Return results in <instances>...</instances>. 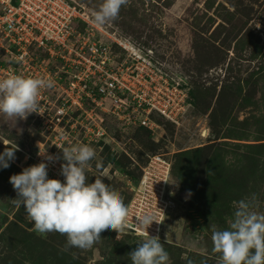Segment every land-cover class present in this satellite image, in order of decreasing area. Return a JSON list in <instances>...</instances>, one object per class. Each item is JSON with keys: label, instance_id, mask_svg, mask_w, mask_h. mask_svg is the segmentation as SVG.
<instances>
[{"label": "rangeland", "instance_id": "1", "mask_svg": "<svg viewBox=\"0 0 264 264\" xmlns=\"http://www.w3.org/2000/svg\"><path fill=\"white\" fill-rule=\"evenodd\" d=\"M69 2L92 17L103 0ZM104 28L190 81L197 106L185 127L162 121L151 134L109 120L112 152L92 146L88 182L102 178L126 204L149 157L160 154L170 163L172 204L159 236L168 264H220L213 231L229 228L242 200L264 214V153L256 150L264 145V0H129ZM36 135L31 114L16 122L0 115V153L19 149L0 168V264H132L129 252L145 237L106 230L89 249L69 247L65 235L37 232L16 206L9 177L32 166L20 153Z\"/></svg>", "mask_w": 264, "mask_h": 264}, {"label": "built area", "instance_id": "2", "mask_svg": "<svg viewBox=\"0 0 264 264\" xmlns=\"http://www.w3.org/2000/svg\"><path fill=\"white\" fill-rule=\"evenodd\" d=\"M135 46L95 25L67 0H0V80L21 75L55 82L41 90L38 112L32 113L39 137L21 154L24 161L47 163L48 178L64 182L63 160L48 162L42 154L58 156L65 147L113 139L109 120L119 128L143 126L152 133L159 125L151 114H157L178 129L186 126L193 109L188 81ZM169 166L160 154L149 157L127 204L125 232L144 237L139 218L150 213L157 223L147 232L160 236L172 204L165 193Z\"/></svg>", "mask_w": 264, "mask_h": 264}, {"label": "clouds", "instance_id": "3", "mask_svg": "<svg viewBox=\"0 0 264 264\" xmlns=\"http://www.w3.org/2000/svg\"><path fill=\"white\" fill-rule=\"evenodd\" d=\"M129 0H103L92 15L98 27L118 19L122 6ZM55 86L51 79L11 75L0 80V115L9 120H25L38 112L42 89ZM15 145L0 153V168L7 169L15 160ZM61 155L42 156L48 162L63 160L60 174L64 182L48 178V164L22 169L9 177L16 192L17 207H23L40 234L56 232L65 235L69 247L89 249L112 230L123 233L130 223L129 211L119 192L110 188L102 178L88 182L86 169L96 160L95 150L87 145H73L60 151ZM41 155V154H40ZM102 168V162L96 163ZM144 229V241L129 252L132 264H168L169 255L158 236H149L147 229L156 220L152 214L139 218ZM157 223V222H156ZM213 251L220 254V264H264V214L252 210L247 201H240L228 229L215 230L211 236ZM191 264V261H189Z\"/></svg>", "mask_w": 264, "mask_h": 264}, {"label": "trees", "instance_id": "4", "mask_svg": "<svg viewBox=\"0 0 264 264\" xmlns=\"http://www.w3.org/2000/svg\"><path fill=\"white\" fill-rule=\"evenodd\" d=\"M68 2H69V0H67ZM70 4H72L71 2H69ZM73 5V4H72ZM80 27H83V24L82 23H80ZM103 27H105V25L103 26ZM107 28V27H106ZM132 42H134V44L135 45H141L140 43H136L135 41H132ZM116 45L115 44H113V47H115ZM142 46V45H141ZM166 69V68H165ZM167 70V69H166ZM165 70V71H166ZM168 72H170L169 70H168ZM188 83H189V95H190V98H189V103L193 106V107H196L197 106V101H196V95H195V90H194V87L192 86V84L190 83V81H188ZM32 115V114H31ZM33 116V115H32ZM151 118H153V119H155L158 123H161L162 121H164V122H167V123H169V124H173V123H171V122H169V121H166L163 117H161V116H158L157 114H151ZM112 120H110V122H111ZM109 121L107 122V127H108V131H109V133H110V126H109V123H110ZM36 125H37V121H36ZM174 125V124H173ZM137 128H145V129H147L146 127H143V126H136ZM136 127H129V128H136ZM116 129L117 130H122L121 128H119V127H116ZM147 131L151 134V131L149 130V129H147ZM39 135V134H38ZM38 135H36V137L33 139V141H32V145H31V147H29L28 148V150L29 151H31L32 149H33V147H34V140H36L39 136ZM111 135V134H110ZM38 136V137H37ZM114 140L113 139H107L106 141H101L99 144H95V145H92V146H96V147H99V148H101V149H106V150H112V148H111V146L113 145V142ZM263 145V144H262ZM91 146V147H92ZM256 147V146H255ZM111 148V149H110ZM256 150H259L260 152H262V153H264V145L263 146H260L258 149H256ZM112 152V151H111ZM20 155H21V153H20ZM59 155H61V153L59 152ZM251 157H252V159L254 160V161H256L257 159H255V158H258V157H255V156H252V155H250ZM20 157H22V156H20ZM253 157H255V158H253ZM24 164H32V162L31 161H22ZM63 163H65L64 161H63ZM33 165V164H32ZM172 168V167H171ZM173 171V170H172ZM261 177H264V171L261 173ZM139 178H140V175L138 176V178H137V182H138V180H139ZM127 204H128V201L126 202V206H127Z\"/></svg>", "mask_w": 264, "mask_h": 264}, {"label": "water", "instance_id": "5", "mask_svg": "<svg viewBox=\"0 0 264 264\" xmlns=\"http://www.w3.org/2000/svg\"><path fill=\"white\" fill-rule=\"evenodd\" d=\"M204 132H202V134H203Z\"/></svg>", "mask_w": 264, "mask_h": 264}]
</instances>
